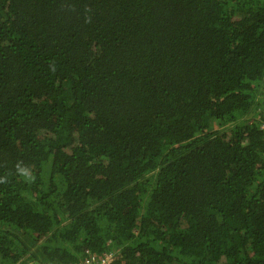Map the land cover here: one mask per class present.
Here are the masks:
<instances>
[{
	"label": "trees",
	"instance_id": "16d2710c",
	"mask_svg": "<svg viewBox=\"0 0 264 264\" xmlns=\"http://www.w3.org/2000/svg\"><path fill=\"white\" fill-rule=\"evenodd\" d=\"M264 0H0V264H264Z\"/></svg>",
	"mask_w": 264,
	"mask_h": 264
},
{
	"label": "built area",
	"instance_id": "2783aa9c",
	"mask_svg": "<svg viewBox=\"0 0 264 264\" xmlns=\"http://www.w3.org/2000/svg\"><path fill=\"white\" fill-rule=\"evenodd\" d=\"M263 95L264 96V86H263ZM260 127L264 129V121L261 123ZM114 257L113 252L104 253L101 257H96L91 255L89 257H85L80 262L75 263H66V264H109L112 258ZM45 264H52V263H45Z\"/></svg>",
	"mask_w": 264,
	"mask_h": 264
}]
</instances>
